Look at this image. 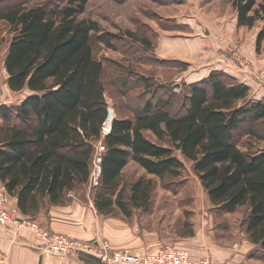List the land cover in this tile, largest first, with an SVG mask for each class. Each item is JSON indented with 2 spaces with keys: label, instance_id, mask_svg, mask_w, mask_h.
Listing matches in <instances>:
<instances>
[{
  "label": "trees",
  "instance_id": "16d2710c",
  "mask_svg": "<svg viewBox=\"0 0 264 264\" xmlns=\"http://www.w3.org/2000/svg\"><path fill=\"white\" fill-rule=\"evenodd\" d=\"M87 2L68 0L53 11L39 6L0 10V22L10 33L0 58L5 84L12 93H29L18 107L0 108V183L16 198L18 211L33 220L40 207L64 205L69 192L88 186L95 144L101 142L105 147L101 175L91 195L95 210L105 216L117 210L126 218L133 211L147 212L152 180L139 177L122 185L123 170L132 161L147 176L176 180L185 171L178 153L191 163L192 174L214 209L224 214L247 209L244 234L264 250V150L239 148L244 123H251L247 134L259 138L264 100L246 102L250 88L245 83L211 72L187 87L181 113L171 110L176 96L157 88L146 98L144 91L120 115L113 110L110 131L103 137L108 89L105 66L92 53L99 26L81 19ZM231 3L237 27L252 29L261 23L255 39L259 50L264 41V0ZM126 36L135 42L132 34ZM103 38L100 42L109 49L112 41L122 39ZM123 82L119 94L124 98L129 88L127 79Z\"/></svg>",
  "mask_w": 264,
  "mask_h": 264
},
{
  "label": "rangeland",
  "instance_id": "374dc122",
  "mask_svg": "<svg viewBox=\"0 0 264 264\" xmlns=\"http://www.w3.org/2000/svg\"><path fill=\"white\" fill-rule=\"evenodd\" d=\"M67 1L0 0V10L12 6H39L53 11ZM235 14L231 0H88L81 19L95 22L100 29L98 34L93 35L92 53L94 59L105 66L103 78L108 89V111L114 116L113 110H118L120 115L121 110L124 111L128 103L132 104V99L141 92L146 91V98H149V91L161 88V92L176 96L172 100L171 110L177 115L185 109L187 87L207 78L211 72H221L239 82L242 80L241 83L250 88L246 102L263 101L264 85L249 71L253 67V72L258 76L260 69H264V41L259 50L255 47L261 23H257L252 29L239 28ZM126 33L132 34L135 42L127 40ZM109 35L122 38L112 41V49L106 48L100 42L101 38ZM1 39L2 59L10 39L9 30L2 22ZM143 40L146 45L140 44ZM125 79L129 92L123 98L119 91L123 88L122 82ZM145 80L148 81L146 86L142 84ZM134 85L139 90L130 91L136 88ZM27 96L29 93L26 91L12 93L5 84V76H1L0 108L18 107ZM109 124L107 119L102 129L103 137L109 133L104 130ZM250 126L249 122L241 125L239 148L243 152L264 150V126L257 127L260 130V139L247 134ZM146 137L156 141L151 133H146ZM176 156L185 168L181 178L176 180L161 181L147 176L132 161L123 170L120 178L122 185H128L139 177L152 180V204L147 212L133 211L130 218L124 217L117 210L112 215L104 216L115 220L118 227L122 223L123 233L127 232L140 240H136L140 243L137 248L112 249L110 245V263L135 264L143 254L154 249L178 246L190 248L195 254L209 257L211 264H264V250L251 244L244 234L247 209L242 208L231 214L214 209L198 179L192 174L191 163L184 161L178 153ZM95 189L86 186L79 190L78 197L76 196L78 201H81V196L86 192L90 196L94 194ZM28 219L21 220L35 223L51 235L69 239L72 238L50 232L49 225L57 224V221L70 227H76L77 224L69 214L53 219ZM114 232L115 229H112L110 233ZM96 233L97 231L91 233V239L72 240L97 250L95 242L107 240L99 239ZM34 250L41 258L54 259L42 256L37 249ZM214 253L223 256L218 257L221 260H216L217 263L212 262ZM55 259L66 264L76 262V259L88 264H108L107 261L98 259V254L83 252Z\"/></svg>",
  "mask_w": 264,
  "mask_h": 264
},
{
  "label": "crops",
  "instance_id": "0c3cea01",
  "mask_svg": "<svg viewBox=\"0 0 264 264\" xmlns=\"http://www.w3.org/2000/svg\"><path fill=\"white\" fill-rule=\"evenodd\" d=\"M2 75L6 76L1 63L0 78ZM240 82H242V80ZM83 187L85 188L86 186ZM1 189L4 190L2 184L0 183V190ZM78 192L79 189L69 192L67 194L68 202L64 205L50 206L48 209L47 207H40L38 212L34 214L35 216L33 220L41 217L53 219L60 217V215L63 216V214H69L76 220V227L66 226L62 222L57 221V224L51 223L48 230L56 234H64L65 236L76 240H82L84 238L91 239L93 234L97 231L99 239L107 240L112 249H130L140 247V240L138 238H133V235L127 232L123 233L124 226H121L122 223H119L118 227L115 220L104 218L105 215L97 213L89 192H86L83 197L81 196V201H78L77 199ZM6 201L10 212H12L16 218L29 220L27 217H23L18 211L17 200L15 197H11L6 194ZM98 217L100 219H98ZM112 229H115L114 233H110ZM119 230L122 231L119 233L117 232ZM92 232L93 234H91ZM136 240H139V242ZM35 246L36 244L34 240L25 230L16 229L15 227H9L6 229L0 228V264H66L56 260L55 258H41L36 250H34L36 249ZM187 249L190 251L194 259L202 258L203 255H198L199 253L195 254L190 248ZM155 250L157 249H154L151 252H154ZM218 257H221V254L214 253V256H212V262L217 263L216 260H221L220 258L218 259ZM221 258H223V256ZM77 260L78 259H76V262H72L71 264H88Z\"/></svg>",
  "mask_w": 264,
  "mask_h": 264
},
{
  "label": "built area",
  "instance_id": "2783aa9c",
  "mask_svg": "<svg viewBox=\"0 0 264 264\" xmlns=\"http://www.w3.org/2000/svg\"><path fill=\"white\" fill-rule=\"evenodd\" d=\"M251 71L255 78L264 85V69H260L258 76ZM105 153V147L99 142L95 147V154L93 157L92 171L90 174L88 186L98 187L101 175V161ZM6 193L3 189L0 190V228L15 227L16 229H23L32 237L36 244V249L42 256L63 258L68 255H75L80 252L90 255L98 254V259L107 261L111 264L110 244L108 241L95 242L97 250H93L89 245H82L75 240L62 237L60 235H51L45 229L39 227L37 224L22 221L12 214L6 203ZM97 256V255H96ZM134 264V263H133ZM135 264H211L209 257H202L201 259H194L187 248L178 246H166L158 248L154 252L145 253L140 260Z\"/></svg>",
  "mask_w": 264,
  "mask_h": 264
},
{
  "label": "bare ground",
  "instance_id": "6f19581e",
  "mask_svg": "<svg viewBox=\"0 0 264 264\" xmlns=\"http://www.w3.org/2000/svg\"><path fill=\"white\" fill-rule=\"evenodd\" d=\"M113 114H112V112H110L109 113V117H108V123H110L111 124V120L113 119ZM107 122V121H106ZM110 124L109 125H107V127L104 129L105 130V132H109L110 131Z\"/></svg>",
  "mask_w": 264,
  "mask_h": 264
},
{
  "label": "water",
  "instance_id": "95a60500",
  "mask_svg": "<svg viewBox=\"0 0 264 264\" xmlns=\"http://www.w3.org/2000/svg\"><path fill=\"white\" fill-rule=\"evenodd\" d=\"M109 113H110V111H108V117H109Z\"/></svg>",
  "mask_w": 264,
  "mask_h": 264
}]
</instances>
